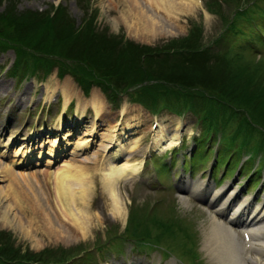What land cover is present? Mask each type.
<instances>
[{
	"label": "rangeland",
	"instance_id": "374dc122",
	"mask_svg": "<svg viewBox=\"0 0 264 264\" xmlns=\"http://www.w3.org/2000/svg\"><path fill=\"white\" fill-rule=\"evenodd\" d=\"M6 1L1 0L0 10ZM136 1H141V5L148 8V11L154 9L153 3L165 8L164 0ZM212 1L199 0L192 10L179 14L165 10L167 21H164V28L168 32L152 35L137 31L134 19H123L120 16L121 12L126 15L128 9L136 11L135 0H16L15 7L21 11L41 12L51 6L61 5L78 26L90 12H94L97 28H107L109 32L116 34L123 33L127 39L149 45H158L169 38L183 36L190 25L195 23L201 27V43L207 44L211 53L226 49L243 50L247 58H252L254 62L263 60L264 63V37L259 36L260 43L254 41L253 46L246 41L252 37L257 25L264 31V0L241 1L242 8L238 9L241 17L239 13H231L238 1L225 0L222 13L224 19L212 12ZM162 11L160 9L159 13ZM232 15H236L233 20H236L235 30L238 31L215 41L224 32V21L229 20ZM249 15L254 16L258 22H251L249 26ZM15 56L18 57L11 48L0 51V79L8 84L7 91L0 92V169L12 170V173L6 175L0 171V189L6 192L4 207L15 226H7L0 217V234L20 254L26 251L38 252V256L35 255L34 258L39 261L27 264H129L135 258L151 260V264H187V259L181 256L182 246L187 239L205 264H218L202 248L201 224L209 221L207 192L224 188L226 192L233 190L238 198L250 199L252 207L258 205L264 208V165L261 166L260 163L258 168L255 167L260 150L258 153L254 150L255 140L261 136L254 129H260V126L252 128L250 143L242 141L243 137L231 140L228 134V129L230 132L245 130L242 125L250 119L245 110L227 108V105L208 100V96L203 94L198 107H204L212 115L220 114V118L223 116L228 119L229 126L225 130L227 143L220 142L217 145L214 139L208 142L203 136L206 123L188 108L180 117L166 109L153 115L152 110L133 99L134 95L131 93L134 87H129L126 93H120L116 102H109L95 85L85 94L70 73L59 75L56 65L47 73L41 68L32 73L29 65L23 64L15 69ZM52 56L60 59L57 55ZM50 82L68 87L69 105L66 104L62 113L63 97L60 89L56 88L48 93L50 96L46 100V87ZM92 91L100 95L104 106L101 116L96 118L91 107L84 105V98ZM18 94L20 100L13 103ZM157 103L167 107L162 100ZM121 105L125 108L126 122H130L128 125L116 122ZM95 122L96 133L93 134L91 126ZM160 124L166 130V140L178 136L181 141L175 150L158 151L159 146L155 145L154 140ZM83 133H90L88 136L92 145L70 153L73 149L72 141L83 136ZM133 137H137L139 141L133 159L142 157L144 162L140 177L119 183L121 196L126 205L128 203L127 213L121 220L109 214V200L102 189L100 178L103 176L106 156L121 145L127 150L129 139ZM207 142L209 151L206 150ZM229 142L234 147H228ZM107 145L109 146L106 147ZM235 145L236 153L230 155L229 162L226 155ZM213 149L217 150V156L213 155ZM261 150L264 151V146ZM250 151L255 153L254 159L241 164ZM214 157H218V160L213 163ZM47 158L51 160L48 163ZM167 159L171 161L169 168L165 162ZM122 160L123 157H120L115 161L119 165ZM62 162L66 163L65 167H60ZM64 170L69 173L65 179L60 177ZM252 171V178H249ZM157 173L160 177L156 176ZM176 174L188 180L207 181L208 189L202 192L206 193L203 197L188 196L190 206L184 207L179 203L178 185L181 180L176 179ZM171 179H176L174 187ZM253 179H258L259 182L255 187ZM130 207L137 214L139 225H127ZM76 209L93 215L92 226L82 235L74 228L80 226L77 219L80 220L82 216ZM140 218L143 221L140 222ZM169 218L173 221L171 225L164 221ZM180 224L186 227H181ZM231 227L236 233L240 232L238 226ZM182 228L190 233L186 234V240L183 239ZM120 237H129L137 244H146L148 248L140 247L141 245L135 248ZM155 244L160 246L156 247ZM167 247L169 253L165 251ZM175 256L178 259L184 258L185 261L178 262ZM250 256L254 260L258 258L255 253ZM58 261L61 263H57ZM0 264L12 263L0 259Z\"/></svg>",
	"mask_w": 264,
	"mask_h": 264
},
{
	"label": "trees",
	"instance_id": "16d2710c",
	"mask_svg": "<svg viewBox=\"0 0 264 264\" xmlns=\"http://www.w3.org/2000/svg\"><path fill=\"white\" fill-rule=\"evenodd\" d=\"M236 1L231 13L238 15L244 0ZM223 2L225 5V0L212 1V12L219 14L221 19H224ZM15 4L16 0H7L0 10V51L13 49L18 56H15L13 68L23 64L29 65L32 73L38 68L47 73L56 65L58 74L70 73L85 94L95 85L109 102H116L120 93L134 87L133 99L152 112L166 109L183 114L188 108L204 120L208 130L228 129L226 117L220 118V114L212 115L204 107H198V101L206 94L210 101L227 105V108H240L249 115L250 119L242 125L244 131L230 132L228 129L231 140L243 137L242 141L249 143L252 128L256 125L260 126V129H254L261 135L257 138L259 148L264 146L263 60L254 62L243 50L226 49L211 53L209 46L201 43V27L195 23L183 36L149 45L127 39L123 33L97 28L94 12H90L78 26L64 6L33 12L16 10ZM235 17L232 15L224 21V32L215 41L238 31L235 30ZM159 100L167 107L159 105ZM129 221L139 225L134 210H130ZM164 221L169 225L173 222L172 218ZM182 231L185 236L188 234L185 228ZM0 241L7 245L0 242L3 262L27 264L39 261L34 258L38 252L20 254L2 234Z\"/></svg>",
	"mask_w": 264,
	"mask_h": 264
},
{
	"label": "bare ground",
	"instance_id": "6f19581e",
	"mask_svg": "<svg viewBox=\"0 0 264 264\" xmlns=\"http://www.w3.org/2000/svg\"><path fill=\"white\" fill-rule=\"evenodd\" d=\"M199 0H164L165 8L160 7L153 3L152 8L148 11L141 1L135 0L136 11L131 9L126 10V15L121 12L120 16L124 19L130 18L134 19L133 24L136 25L137 31L142 33L158 34L168 32L167 28H164V24L167 21L164 11H173L174 14H179V12H185L186 10H192L197 6ZM163 9L161 14L159 10ZM165 21V22H164ZM56 88L62 91V109L60 113L64 111V107L68 103V87L67 85L57 84L56 82H50L46 87V100L49 99L50 92H53ZM8 84L2 79H0V92L7 91ZM49 93V94H48ZM20 100V95L15 97V100ZM84 105L91 107L94 117L101 116L103 109V100L100 95L96 92H91L88 97L84 98ZM105 102V101H104ZM117 123L130 124L126 122L125 108L121 105L118 108ZM121 118V121L119 120ZM135 123V122H134ZM96 122L92 123L91 133H96ZM90 133H83V136H78L72 141V147L70 153H75L80 149H85V147L92 145V140L88 136ZM70 135V133H67ZM166 130L159 125L155 145L159 146V150L162 151L178 143V136L173 137L170 140L167 138ZM166 140V141H165ZM165 141V142H163ZM163 143V144H162ZM107 145L106 147H108ZM23 147V146H19ZM139 141L137 137L129 139L127 150L121 145L117 149L111 151L108 156H106L105 166L103 176L100 178L102 189L107 195L106 198L109 200V214L113 218L124 219V214L127 213L128 203L124 202L121 191L119 188L120 182H125L126 180L135 177L143 167V158L133 159V154L138 150ZM105 148V147H104ZM103 148V149H104ZM127 151L125 155L124 152ZM124 155V156H123ZM37 157V156H36ZM124 157L123 161L117 165L114 161L119 158ZM47 163L51 160L47 158ZM1 164V163H0ZM66 163L62 162L60 167H65ZM6 168V167H5ZM4 174L12 173L10 168L0 169ZM69 173L64 170L60 174L61 178L67 177ZM18 178V177H17ZM94 177L90 180L92 182ZM208 182L203 179L187 180L182 179L181 184L178 186L179 189V203L184 207H189L188 196L203 197L207 191ZM89 192L91 186H88ZM225 190V188H224ZM223 189L214 190L213 192H207V204L210 205L208 213V223L201 224L202 228V248L212 257L218 264H264V208L254 205L250 202V199L238 198L237 193L233 190L226 192ZM6 192L4 189H0V217L2 221L7 226H13L14 223L10 220L7 211L4 207V196ZM89 202V200H86ZM90 203V202H89ZM91 205V203H90ZM214 205L215 208H212ZM66 206V205H65ZM71 210L70 208H67ZM76 211L82 214L79 222V227H74L76 232L79 234H85L92 226L93 215L81 209H76ZM98 218V216H96ZM178 224V223H177ZM179 225V224H178ZM183 226V224H180ZM237 225L241 232H235L231 226ZM15 227V226H13ZM70 231V230H68ZM255 253L258 258L253 260L250 257ZM130 264H151L148 261L136 260Z\"/></svg>",
	"mask_w": 264,
	"mask_h": 264
}]
</instances>
